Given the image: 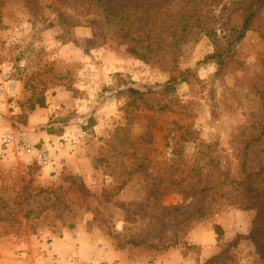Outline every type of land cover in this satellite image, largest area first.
I'll return each instance as SVG.
<instances>
[{"label": "rangeland", "instance_id": "obj_1", "mask_svg": "<svg viewBox=\"0 0 264 264\" xmlns=\"http://www.w3.org/2000/svg\"><path fill=\"white\" fill-rule=\"evenodd\" d=\"M248 1L223 0L210 33L194 31L178 60L191 71L172 94L170 55H132L99 0H0V87L14 86L0 92V264H108L104 243L87 258L79 245L52 253L78 224L128 264H146V254L152 264L159 254L172 264H264L250 191L237 183L264 165V9L222 67L207 58L240 29ZM114 2L121 12L129 0ZM11 128L33 153H1Z\"/></svg>", "mask_w": 264, "mask_h": 264}, {"label": "trees", "instance_id": "obj_2", "mask_svg": "<svg viewBox=\"0 0 264 264\" xmlns=\"http://www.w3.org/2000/svg\"><path fill=\"white\" fill-rule=\"evenodd\" d=\"M99 1L106 6L107 13L104 16L106 23L111 25L113 30L119 26L117 36L122 41L134 43L135 46L128 48L132 55L147 63L156 59L158 61L166 59V56L170 55L167 62L170 63L171 70L177 71L178 74H173L163 88L166 89V92L175 94L177 83L186 81L185 74L191 71L188 69L183 72L178 66L183 46L190 41L194 31L210 33L212 23H209V20L214 17L212 12L221 5L223 0H129L128 7H125V10L121 12H117L114 0ZM247 3L240 29L227 38L224 46L216 47L215 52L207 56L208 59H215L220 67L225 63V56L232 54L237 43L241 42L246 34L254 28L257 17L264 9V0H250ZM158 22H160L159 25ZM151 32H156L154 37L150 35ZM161 52H164V55L160 56ZM126 90L141 98L143 96V92L139 88L129 87ZM36 104V102L31 104L32 110L35 109ZM40 106H44V103L41 102ZM165 107L167 106L162 108ZM244 174L245 177L237 183L250 191L247 200L256 209L252 240L264 259V242L262 240L264 165L255 172L244 170ZM214 229L219 237L223 235L224 230L221 225L216 224ZM131 242L139 245V242L134 240Z\"/></svg>", "mask_w": 264, "mask_h": 264}, {"label": "crops", "instance_id": "obj_3", "mask_svg": "<svg viewBox=\"0 0 264 264\" xmlns=\"http://www.w3.org/2000/svg\"><path fill=\"white\" fill-rule=\"evenodd\" d=\"M41 109L37 110V112H35V116H38L41 112ZM52 137V136H51ZM76 154L74 152V154L72 156H70V160H75L77 157H75ZM68 168H71L70 166L72 165L71 163L67 162L66 163ZM100 231H96L95 228H92V231L88 230V227H84L81 226L80 224H78L74 230L67 228V229H63L62 233L59 234L58 239H56V241L54 242V250L52 253L57 254L60 257H66L69 256L70 253L74 250V248L79 247V251L77 254L81 253L83 255L86 256V258L89 256V251H93L95 249H97L98 246L101 245V243H104V245H110L109 247V253L106 255L107 258V263L108 264H112V263H116V259H121V262H119L118 264H128L127 262L124 261V258H122L120 255L125 254L124 251H116L111 243L109 242L108 238H106L104 235H101L99 233ZM110 243V244H109ZM63 250L65 251L64 254H62L61 252H63ZM80 254V255H81ZM179 256L181 258L177 259V262L179 261H184L183 257L181 256V253H179ZM151 255L146 254V256L144 257V261L141 263H146V264H152L149 263L147 260L151 259ZM159 263H155V264H172L171 262H163L165 260L164 255L159 254L158 257ZM146 260V261H145ZM136 264V263H135ZM173 264H175L173 262Z\"/></svg>", "mask_w": 264, "mask_h": 264}, {"label": "built area", "instance_id": "obj_4", "mask_svg": "<svg viewBox=\"0 0 264 264\" xmlns=\"http://www.w3.org/2000/svg\"><path fill=\"white\" fill-rule=\"evenodd\" d=\"M13 89H14V86L12 82H9L6 87L5 86L0 87V92L2 94H6V93H9ZM10 150L16 152L17 155L23 156V155L33 153L34 147L31 143L30 138L24 132L22 133V132H19L11 128L7 130L6 134L3 137L1 153H7ZM38 154H39V159H44V160L47 159L46 151L39 152ZM50 246L54 247L53 242L50 243ZM94 253L95 254L93 255V258L94 257L98 258L97 256H99V252L95 251Z\"/></svg>", "mask_w": 264, "mask_h": 264}]
</instances>
